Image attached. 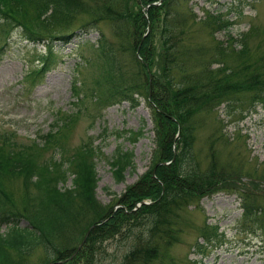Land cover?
<instances>
[{
    "label": "trees",
    "instance_id": "trees-1",
    "mask_svg": "<svg viewBox=\"0 0 264 264\" xmlns=\"http://www.w3.org/2000/svg\"><path fill=\"white\" fill-rule=\"evenodd\" d=\"M159 1L160 4H155ZM191 1L0 0L1 34L9 32L13 26L20 27L28 41L44 43L48 47L47 54L39 58L40 65L28 74L30 82H41L57 65L54 47L50 42L42 41L71 37L69 32L53 34L56 31L53 20L72 18L80 11L91 15V22L81 29L85 33L92 29L99 32L95 56L82 58L83 63L94 64L93 83L87 86L84 80L78 79L73 85L77 110L53 126L52 130L56 132L41 136L45 141L43 146L33 143L15 149L17 147L9 138L0 143V264H47L65 259L74 252L92 225L95 227L88 240L68 263L83 260L84 264H95L99 247L118 236L121 240L131 239L124 264L163 262L171 257L170 246L182 241L189 225L187 213L192 205H198L204 197L218 192L234 191L242 183L247 185L243 176L219 166L214 158L205 169L195 164L194 126L199 117L217 113L221 105L227 109L243 107L247 95L251 100L249 111L258 103L264 104V53L255 58L245 56L249 32L242 33L239 38L230 36V45L214 37L217 44L212 51L208 45L194 42L196 24L200 23L213 35L215 32L211 29H226L230 23L213 13L209 14L208 20H197V14L189 5ZM22 4L34 6V17L42 25L36 28L27 20L28 11ZM149 24L150 32L144 36ZM106 27L122 41H128L140 66L138 74L144 76V81L136 79L132 82L114 40L107 36ZM156 27L160 28L161 37L157 52L153 50ZM233 57L240 64L227 65L226 61ZM214 63L221 66L213 68ZM152 66L156 70L151 71L152 91L149 95L148 69ZM241 93H245V97ZM141 97L155 113L154 132L156 145L161 148L160 156L148 174L127 186L118 207L117 204L104 205L97 197L96 145L91 142L69 154L64 148V130H70L82 113H90L91 109L86 106L88 99L98 109H104L123 102L137 107ZM179 128L180 135L177 136ZM125 132L136 142L144 135V128ZM34 146L42 149L57 146L55 151L62 160L41 159ZM109 163L116 180L122 181L127 169L135 166L134 152L119 147ZM70 176H73L72 186L60 187V182ZM12 177L23 180L27 197L23 209L15 205L5 189V182ZM31 187L38 190L34 196L30 194ZM240 194L244 226L264 230V205L250 192ZM23 219L28 220L25 226H21ZM4 226L7 229L4 230ZM75 230L76 239L68 242L65 232L72 234ZM199 232L203 241H197L194 247L197 253L204 254L220 234L218 227L206 220ZM38 248L44 250L47 259L33 263L30 259ZM203 259L202 255L201 259L189 260L188 264H206Z\"/></svg>",
    "mask_w": 264,
    "mask_h": 264
},
{
    "label": "rangeland",
    "instance_id": "rangeland-1",
    "mask_svg": "<svg viewBox=\"0 0 264 264\" xmlns=\"http://www.w3.org/2000/svg\"><path fill=\"white\" fill-rule=\"evenodd\" d=\"M189 5L197 14V20H208L209 14L213 13L231 23L225 30L210 28L215 32L213 35L200 23L196 24L193 28L194 42H202L212 51L217 44L214 37L230 45V36L236 38L249 32L245 56L255 58L264 53V0H192ZM23 7L28 11L26 18L29 22L36 28L42 25L41 21L34 17L32 4ZM90 16L77 11L72 18L52 21V26L56 29L53 34L58 36L60 33L69 32L71 37L42 41L50 42L54 47L57 65L41 82H30L27 76L40 65L39 58L47 54L48 47L44 43L28 41L20 27L13 26L9 28V32L0 33V143L9 138L17 147L15 149L33 143L43 146L45 141L41 136L56 132L57 130H52L53 126L56 127L59 120L77 110L73 92L75 81L84 80L87 86H91L96 76L95 67L92 66L94 64H85L82 59L95 56L98 49L99 32L92 29L85 33L81 29L91 22ZM0 22H3V19L0 18ZM106 33L109 39L114 40L119 51L118 56L132 82L136 79L139 82L144 81V76L138 74L140 66L133 57L128 41L116 37L108 27ZM86 40L89 42L85 43ZM94 43L95 45H92ZM160 45V28L156 27L153 50L157 52ZM236 45L241 47L240 44ZM226 62L229 66L240 64L235 57ZM219 66L221 65L214 63L212 67ZM155 70L156 67L152 66V73ZM149 89L151 95L152 83ZM241 95L245 97L246 94ZM250 101V96L247 95L243 107L238 105L234 109H227L221 105L217 113L211 112L199 117L194 126L195 164L205 169L214 158L219 166L234 170L240 177L243 176V182L247 185L242 183L234 191H221L204 197L198 205H192L187 213L189 225L182 241L170 246L171 257L153 264H188L189 260L201 259L202 255L206 264H264V230L245 227V219L242 218L243 201L240 193L250 192L256 196L258 203L264 205V104L258 103L249 111ZM140 102L137 107L123 102L98 109L94 102L88 99L86 106L91 109L90 113H82L70 130H64V148L69 150V154L75 153L82 145L84 147L91 142L96 145L98 154L94 160L99 178L97 197L104 205H116L127 186L148 174L160 156L161 148L156 145L154 132V110L143 97ZM139 128H144V135L134 142L128 138L129 134L125 131ZM119 147L134 152L135 166L127 169L122 181L116 180L109 163V159ZM56 148L57 146H52L42 149L34 146L41 154V159L52 160L54 157L57 161L62 160L60 154L55 151ZM72 177L65 182L61 181L60 187H71ZM5 186L15 205L23 209L27 197L22 178L12 177L5 182ZM37 192V189L30 188L31 196ZM204 220L218 226L220 235L204 254H199L194 244L203 241L199 228ZM27 223L28 220L23 219L21 226ZM3 229L7 227L4 226ZM76 231L72 234L65 232L69 238L68 242L76 239ZM130 242L131 239L121 240L119 236L105 241L96 252L95 264H124ZM46 259L44 250L38 248L30 260L40 263ZM76 264H84V261Z\"/></svg>",
    "mask_w": 264,
    "mask_h": 264
},
{
    "label": "water",
    "instance_id": "water-1",
    "mask_svg": "<svg viewBox=\"0 0 264 264\" xmlns=\"http://www.w3.org/2000/svg\"><path fill=\"white\" fill-rule=\"evenodd\" d=\"M147 35V34H146ZM150 72V71H149ZM149 79H150V82L152 80V75L151 73H149ZM172 119H174L173 116H170ZM180 131V129H179ZM95 227V225H92L86 232L85 236L83 237L82 241L80 242V244L77 246V248L74 250V252L71 254V256H69L68 258L66 259H62V260H58L56 262H49L48 264H64L66 263L67 261L73 259L77 254L78 252L81 250V248L83 247V245L85 244V242L87 241L92 229Z\"/></svg>",
    "mask_w": 264,
    "mask_h": 264
},
{
    "label": "bare ground",
    "instance_id": "bare-ground-1",
    "mask_svg": "<svg viewBox=\"0 0 264 264\" xmlns=\"http://www.w3.org/2000/svg\"><path fill=\"white\" fill-rule=\"evenodd\" d=\"M53 70V69H52Z\"/></svg>",
    "mask_w": 264,
    "mask_h": 264
}]
</instances>
